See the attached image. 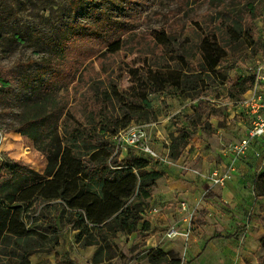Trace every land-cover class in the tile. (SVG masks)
<instances>
[{"label":"trees","instance_id":"trees-1","mask_svg":"<svg viewBox=\"0 0 264 264\" xmlns=\"http://www.w3.org/2000/svg\"><path fill=\"white\" fill-rule=\"evenodd\" d=\"M69 1L71 9L83 2ZM255 4L256 0H210L213 13H205L189 28L175 24L154 30L143 39L135 32L124 33L104 11L90 24L75 20L61 29L51 42L55 48L48 60L57 62L55 72L66 86H56L54 77L44 92L33 91L31 104L20 114L18 126L12 128L30 138L47 158L45 172L41 174L23 161L0 158V185L14 180L22 184L17 193H0V264H33L30 256L60 235L61 223L77 231L76 241L82 246L101 247L95 262L103 260L96 257L103 247L113 249L111 243L102 246L109 237L149 230L150 224L144 219L145 201L161 173L149 168L153 160L146 155L129 151L121 158L114 137L136 119L149 118L150 93L175 88L198 100L168 147L172 153H179L188 146L196 127H201L207 105H211L202 95L193 94L202 91L211 79L226 77L220 69L230 52L243 44H256ZM10 13L0 14L1 26ZM176 44L183 47V53H173ZM78 49L82 52L73 62L70 54ZM123 52L143 57L144 62L153 53L161 61L151 58L152 64L143 62V71H127L133 83L122 89L109 77L107 81L101 76L106 70L97 71L96 77L89 71L74 77L76 71H71L75 63L88 56H98L104 66L108 57ZM167 52L170 58H166ZM194 58L196 63H192ZM10 69L0 67L3 101L18 80V71ZM39 73L34 71L22 80L30 84ZM70 83L75 86L69 87ZM253 84L252 74L240 78L233 85L235 90L229 92L231 100L238 101ZM127 95L132 101H126ZM255 186L257 194L264 195V172ZM145 255L152 264H182L178 254L160 248H151Z\"/></svg>","mask_w":264,"mask_h":264},{"label":"rangeland","instance_id":"rangeland-1","mask_svg":"<svg viewBox=\"0 0 264 264\" xmlns=\"http://www.w3.org/2000/svg\"><path fill=\"white\" fill-rule=\"evenodd\" d=\"M82 1L80 6L71 9L69 0H0V14L11 12L8 15L9 20L2 26L0 25V67H10V71H18L19 74L18 80L16 79L12 84V94L4 101L0 99V158L9 157L23 161L41 174L45 172L47 158L35 148L30 138L12 130V128L18 126L20 114L27 105L31 104L30 98L34 95L33 91L36 94L44 92L45 88L50 87L49 81L54 77H56L54 80L56 86H66L61 81L62 77H58L55 72L57 68L54 64L57 62H49L48 60L55 48L51 42L59 36L63 27H69L71 22L75 20L82 24H90L95 20L97 14L104 11L103 13H107L117 22L124 33L128 35L135 32L140 39H143L154 30L171 27L175 24L189 28L196 23V19H200L205 13H213L210 9V0ZM255 9L254 39L256 44L253 47L243 44L230 52L220 69L226 77L211 79L202 86V91L198 90L197 93L193 94L194 97L202 95L205 101L211 104L207 105V113L202 120L201 127H196V132L201 130L203 133L212 135L219 132L220 129L228 131L226 126L227 103L233 101L229 96L230 90H235L233 85L240 78L251 74L249 70L251 65L257 61H264V0H256ZM173 49L174 54L184 52L180 44L174 45ZM81 52L82 49H78L70 54L73 62L76 61L77 55H80ZM165 55L166 58H170V53L167 52ZM151 58L155 59V62L161 61L153 53L148 54L146 62H144L143 57H136L130 55L129 52L127 54L123 52L118 54V57H108L102 66L98 56H88L83 62L75 63L71 71H76L74 77L81 76V71H89L92 77H96L97 71L106 70L108 71L107 74L101 75L104 79L109 81V77L112 83L117 84L121 89L122 87L129 88L133 82L128 77L127 71H143V62L145 65L152 64ZM196 60L194 58L192 63H196ZM163 61L167 63L166 60ZM172 65L175 66V62ZM34 71H41V74L39 73L40 75L34 81L31 80L30 84H27L26 81L22 80L24 77L33 75ZM73 86H75L74 83H70L69 87ZM242 98V96L240 99L235 98L239 100L234 102L238 103ZM126 99V101H132L128 95ZM149 101L151 107L149 118L136 119L135 123L147 125L168 119L167 139L170 146L172 136H177L179 128L185 126V117L191 116L193 113L194 107L191 104L193 97H186L175 88H167L164 91L150 93ZM115 105H117L116 111H118L120 103ZM145 130L147 132L146 128ZM146 135L149 138L148 132ZM164 146L168 147L167 144ZM118 151L121 153V158L125 157L129 151L136 155H143L127 144L120 145ZM184 151L185 147L179 153L171 152L170 154L168 152V154L163 155H170L172 159H177L184 154ZM21 188L22 184L17 180L6 181L0 185V193H17ZM52 215H54L53 211ZM43 224L48 223L44 221ZM71 230L73 229L70 225L61 223L60 235L57 237L51 235L50 238L54 237V239L44 243L40 251L31 255V262L48 264V257H53L60 237L63 234L71 235ZM76 233L77 231L73 233L75 240ZM139 234L143 237L146 233L140 232ZM119 238L118 234L113 239L109 237L107 243L102 244V246L107 247L106 245L111 243L113 249L109 250L103 247L96 257L111 262L113 258L118 256V260L122 264H142L148 259L145 255L147 250L143 241L134 243L137 239L134 237L128 243H124ZM89 246H93L92 261L95 262V255L101 250V247L99 245ZM80 247L82 249L87 248L81 244ZM57 260L65 262V264H73V261L70 260L69 263H66L63 258L60 259L58 256Z\"/></svg>","mask_w":264,"mask_h":264},{"label":"crops","instance_id":"crops-1","mask_svg":"<svg viewBox=\"0 0 264 264\" xmlns=\"http://www.w3.org/2000/svg\"><path fill=\"white\" fill-rule=\"evenodd\" d=\"M227 112L228 131L208 135L199 130L182 156L164 155L166 161L151 163L149 168L161 177L145 201L144 219L150 228L143 237L140 230L120 232L121 242L136 237L134 243L143 241L147 251L175 252L182 264H264V195L257 194L255 186L264 172V158L256 155L264 154V136L231 165L230 146L245 136L251 121L240 106L229 107ZM167 124L168 119H162L146 125L149 143L162 155L171 154L164 146H169ZM215 167L231 171L223 185H213L206 177ZM182 203L186 204L183 208ZM171 227L190 235L169 238L166 234ZM70 232L60 237L48 264H65L57 256L73 264H122L118 256L111 262H93V246L82 249L73 238L75 231ZM142 264L152 263L147 259Z\"/></svg>","mask_w":264,"mask_h":264},{"label":"built area","instance_id":"built-area-1","mask_svg":"<svg viewBox=\"0 0 264 264\" xmlns=\"http://www.w3.org/2000/svg\"><path fill=\"white\" fill-rule=\"evenodd\" d=\"M251 74L254 77L253 87L244 94L242 100L238 103L229 101L227 103L228 108L231 106H240L242 111L247 113L251 123L246 130L245 136L240 139L237 143L230 146L232 152L231 165L239 157L246 155L247 151L251 147L254 141L264 136V61H257L254 65L249 67ZM198 100H193L191 104H196ZM238 104V105H235ZM146 125H138L132 123L126 129L120 131L115 137L114 142L119 148L120 145H129L133 147L136 152L146 155L153 161H166V157L155 150L147 138V132L145 130ZM257 157L264 158V154L257 152ZM187 166V165H186ZM185 166V167H186ZM232 166L230 167V169ZM213 185H223L226 180L231 177V171H221L218 167H215L210 174L206 175ZM186 204L182 203V208ZM167 237L175 238L183 236L188 238L190 233L181 231L176 227H171L167 231Z\"/></svg>","mask_w":264,"mask_h":264}]
</instances>
